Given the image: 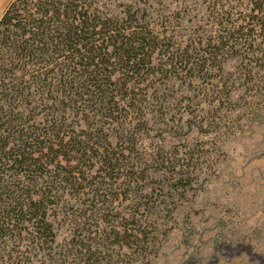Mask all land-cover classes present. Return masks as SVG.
<instances>
[{
	"label": "trees",
	"instance_id": "16d2710c",
	"mask_svg": "<svg viewBox=\"0 0 264 264\" xmlns=\"http://www.w3.org/2000/svg\"><path fill=\"white\" fill-rule=\"evenodd\" d=\"M138 1L11 0L1 14L0 264H152L199 165L155 138L254 113L264 0H177L204 9L185 36Z\"/></svg>",
	"mask_w": 264,
	"mask_h": 264
},
{
	"label": "rangeland",
	"instance_id": "374dc122",
	"mask_svg": "<svg viewBox=\"0 0 264 264\" xmlns=\"http://www.w3.org/2000/svg\"><path fill=\"white\" fill-rule=\"evenodd\" d=\"M10 1L0 0V16ZM130 1L134 0H106L113 10ZM149 1L154 18L157 13L169 16L168 28L174 34L185 36L205 18L203 6L191 3L190 11L180 10L177 0ZM235 65L231 59L226 68ZM250 94L255 95L254 113L242 105L233 107L227 132L204 133L191 127L181 139L155 138L163 140L165 149L178 150L179 156L194 149L199 165L152 264H264V90ZM81 201L70 204L78 208ZM68 234L62 225L58 240Z\"/></svg>",
	"mask_w": 264,
	"mask_h": 264
}]
</instances>
